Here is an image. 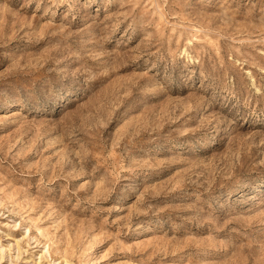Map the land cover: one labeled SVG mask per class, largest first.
<instances>
[{"label":"rangeland","instance_id":"rangeland-1","mask_svg":"<svg viewBox=\"0 0 264 264\" xmlns=\"http://www.w3.org/2000/svg\"><path fill=\"white\" fill-rule=\"evenodd\" d=\"M0 264H264V0H0Z\"/></svg>","mask_w":264,"mask_h":264}]
</instances>
